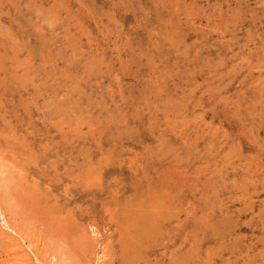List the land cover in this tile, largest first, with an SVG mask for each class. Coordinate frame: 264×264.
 <instances>
[{
	"label": "rangeland",
	"instance_id": "obj_1",
	"mask_svg": "<svg viewBox=\"0 0 264 264\" xmlns=\"http://www.w3.org/2000/svg\"><path fill=\"white\" fill-rule=\"evenodd\" d=\"M21 259L264 264V0H0Z\"/></svg>",
	"mask_w": 264,
	"mask_h": 264
},
{
	"label": "bare ground",
	"instance_id": "obj_2",
	"mask_svg": "<svg viewBox=\"0 0 264 264\" xmlns=\"http://www.w3.org/2000/svg\"><path fill=\"white\" fill-rule=\"evenodd\" d=\"M181 207V206H180ZM179 209V208H178ZM164 213V212H163ZM180 213V212H179ZM166 214V212L164 213V215ZM171 214V213H170ZM145 215V214H144ZM167 215V214H166ZM163 228V227H162ZM152 242V241H151ZM161 247V246H160ZM157 251V250H156ZM13 253V252H12ZM13 255V254H12ZM21 256V255H20ZM18 258V257H17ZM37 259V258H36ZM38 260V259H37ZM21 264H26L25 260L20 261ZM30 264V263H29Z\"/></svg>",
	"mask_w": 264,
	"mask_h": 264
}]
</instances>
